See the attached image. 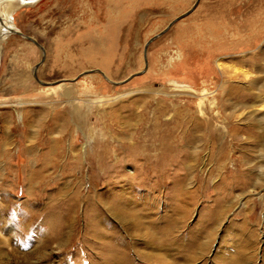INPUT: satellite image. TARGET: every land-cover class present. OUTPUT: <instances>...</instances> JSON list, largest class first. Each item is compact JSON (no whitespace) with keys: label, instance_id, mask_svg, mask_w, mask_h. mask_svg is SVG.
<instances>
[{"label":"rangeland","instance_id":"1","mask_svg":"<svg viewBox=\"0 0 264 264\" xmlns=\"http://www.w3.org/2000/svg\"><path fill=\"white\" fill-rule=\"evenodd\" d=\"M9 16L0 264H264V0Z\"/></svg>","mask_w":264,"mask_h":264},{"label":"bare ground","instance_id":"2","mask_svg":"<svg viewBox=\"0 0 264 264\" xmlns=\"http://www.w3.org/2000/svg\"><path fill=\"white\" fill-rule=\"evenodd\" d=\"M35 1H37V0H32V1H26V0H0V25L2 26V28L4 27V28H6V30H9L10 32L13 31V29H10V27H9V25L11 23V19H10V16H9L11 10H13L17 6L27 5V4L35 2ZM2 34H3V30L0 28V36ZM119 217L121 219H124L125 216L124 215H119Z\"/></svg>","mask_w":264,"mask_h":264},{"label":"water","instance_id":"3","mask_svg":"<svg viewBox=\"0 0 264 264\" xmlns=\"http://www.w3.org/2000/svg\"><path fill=\"white\" fill-rule=\"evenodd\" d=\"M26 1H32V0H26ZM192 11V10H191ZM190 13V12H189ZM188 14V13H187ZM182 17H180V18H178V20L179 19H181ZM172 24H170V26H171ZM169 26V27H170ZM19 35H21V34H19ZM22 37H24L26 40H28V41H30V42H32L33 44H35L37 47H39V49H41L42 50V47L38 44V43H36L33 39H31L30 37H25V36H23V35H21ZM152 40H150L149 42H151ZM148 44L149 43H147V45H146V47H145V49H144V59L146 58L145 57V52H146V48H147V46H148ZM43 51V50H42ZM146 61V60H145ZM36 70H37V66L35 67V69H34V71H33V75H34V78L36 79V81H38V83H40V84H43L42 82H40L39 80H38V78H37V74H36Z\"/></svg>","mask_w":264,"mask_h":264}]
</instances>
